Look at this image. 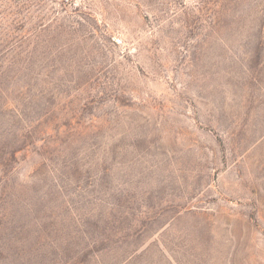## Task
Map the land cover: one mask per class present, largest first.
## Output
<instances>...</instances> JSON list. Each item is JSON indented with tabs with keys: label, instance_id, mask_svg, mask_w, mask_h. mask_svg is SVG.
Masks as SVG:
<instances>
[{
	"label": "rangeland",
	"instance_id": "1",
	"mask_svg": "<svg viewBox=\"0 0 264 264\" xmlns=\"http://www.w3.org/2000/svg\"><path fill=\"white\" fill-rule=\"evenodd\" d=\"M0 264H264V0H0Z\"/></svg>",
	"mask_w": 264,
	"mask_h": 264
}]
</instances>
